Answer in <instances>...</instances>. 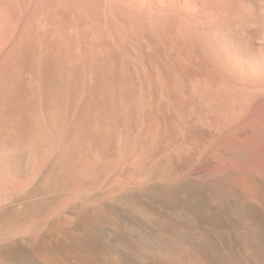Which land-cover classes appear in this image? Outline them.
Listing matches in <instances>:
<instances>
[{
    "label": "bare ground",
    "instance_id": "bare-ground-1",
    "mask_svg": "<svg viewBox=\"0 0 264 264\" xmlns=\"http://www.w3.org/2000/svg\"><path fill=\"white\" fill-rule=\"evenodd\" d=\"M44 175L69 191L31 239L99 187L211 185L264 220V0H0V187Z\"/></svg>",
    "mask_w": 264,
    "mask_h": 264
},
{
    "label": "rangeland",
    "instance_id": "rangeland-1",
    "mask_svg": "<svg viewBox=\"0 0 264 264\" xmlns=\"http://www.w3.org/2000/svg\"><path fill=\"white\" fill-rule=\"evenodd\" d=\"M32 184L23 193L0 187V264H60L54 259L59 254L72 264L77 256L90 264H174L172 256L179 264H264V220L247 212L236 193L199 185L167 197L156 188L151 192L158 195L129 192L116 202L99 187L38 227L36 240L17 232L69 190L51 175ZM93 200L102 201L100 210L92 208ZM179 209L191 219L177 218ZM61 221L73 225L62 227ZM59 231L64 238L56 243ZM164 246L168 251L161 257Z\"/></svg>",
    "mask_w": 264,
    "mask_h": 264
}]
</instances>
